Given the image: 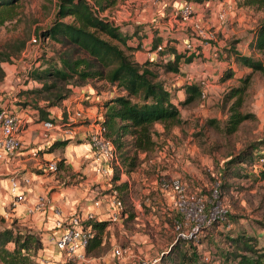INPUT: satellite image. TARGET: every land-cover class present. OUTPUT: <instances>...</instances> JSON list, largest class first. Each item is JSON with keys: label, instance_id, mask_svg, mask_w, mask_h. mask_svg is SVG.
<instances>
[{"label": "rangeland", "instance_id": "obj_1", "mask_svg": "<svg viewBox=\"0 0 264 264\" xmlns=\"http://www.w3.org/2000/svg\"><path fill=\"white\" fill-rule=\"evenodd\" d=\"M56 3L57 0H20L15 7V18L0 25V47L19 39L26 42L25 48L13 57L17 60V68L24 72L19 74V90L28 86L24 81L25 70L30 66L28 61L34 62L42 52V44L34 39L33 33L36 28L50 23ZM207 17L210 16L204 15L203 21L213 38H203L201 43L207 49L210 46L209 54L212 47L217 48L219 58H207L201 53L191 71L182 69L175 73L154 67L158 78L170 89L182 121L168 133H161L160 123L155 125L156 143L149 157H144L134 169L136 175L132 185L119 188L128 215L122 216L118 223L109 220L102 244L88 252L81 264H138L140 261L151 264L154 259L152 264H164L172 245L176 246V251L188 253L195 248L202 264H226L225 252L232 248L227 238L240 231L254 235L257 246L264 251V178L259 177L257 168L246 163L236 165L240 174L232 171L223 175L228 158L247 145L256 142L258 154L264 153V72H250L249 67L231 62L235 74L223 78L228 68L223 57L230 45L264 63V49L251 48L249 44L253 28L264 18V7L235 4L221 21L214 18L211 21ZM45 44L47 48L58 45L50 39ZM40 62L43 63V59L35 64ZM199 64L208 72L198 73ZM248 72L250 76L239 109L254 116L241 121L234 131L227 132L226 121L233 99L227 100L226 94L232 86L241 84L239 78ZM189 76L199 84L207 80L208 92L204 98L197 95L194 100L181 103L185 94L180 87L191 80ZM99 86L104 91L100 93L101 100L118 91L116 86L104 82ZM61 118L66 120V115L62 114ZM116 168L117 165L114 170ZM71 173L65 168L69 179ZM174 178L184 184L188 194L203 200L198 220L184 224L183 234H178L175 228V219L181 220V214L173 205V197L169 191L161 189L163 181ZM5 223L0 218V224ZM195 223L198 227H194ZM116 248L123 250L122 255L115 253Z\"/></svg>", "mask_w": 264, "mask_h": 264}, {"label": "trees", "instance_id": "obj_2", "mask_svg": "<svg viewBox=\"0 0 264 264\" xmlns=\"http://www.w3.org/2000/svg\"><path fill=\"white\" fill-rule=\"evenodd\" d=\"M116 1L57 0L53 19L46 26L36 28L33 33L35 40L42 44V52L35 56L34 62L28 61L30 66L25 70L24 81H35L36 85L20 90V94L32 95L30 101L22 103L29 104L37 110L39 118L45 119L49 118L46 107L58 105L68 98L74 85L103 79L107 84L116 86L118 91L100 101L103 111L99 118L106 126V135L112 140L119 157L120 167L117 166L113 170L111 177L114 181L120 179L121 172L129 173L139 166L143 159L141 153L145 154L144 157H149L156 143L154 134L157 132V123L162 125L161 133H168L174 125L182 121L180 109L170 89L165 81L158 78L154 67L176 73L181 70L182 63L191 62L193 58L201 55L200 52H195V49L185 48L184 51H178L171 39L162 43V38L158 36L153 41L152 48L156 49L161 44L162 49L157 50L158 53L171 52L174 57L166 61H137L133 50L139 45L129 44L120 26L104 14ZM19 3L20 0H0V25L15 18V7ZM236 4L264 7V0H236ZM67 17L71 18L66 19ZM47 39L58 45L55 47L53 44V48H47ZM249 44L251 48L264 49V18L253 28V37ZM25 45V39H19L0 47V81L4 77L1 62H15L13 57L20 53ZM49 52L51 54L46 56ZM219 56L220 53L217 58ZM223 58L228 63L224 79L235 74L231 62L249 67L250 72H264V63L260 58L242 53L235 45L226 49ZM40 59L44 62L35 64ZM250 72L240 77L241 84L232 86L226 94L227 100L233 99L226 121L227 132L234 131L241 121L254 116L253 113L239 109ZM181 87L185 94L181 103H188L200 95V84L196 80H189ZM41 100L45 102L44 106L38 103ZM69 139H54L46 146L38 147L39 153L52 151L55 147L66 144ZM257 147L258 143L254 142L231 155L223 175L226 176L232 171H235L233 173L236 175L240 174L236 167L239 164L246 163L251 167L259 155ZM62 164L63 159H58L56 170L61 168ZM257 171L259 177L264 178V164L259 166ZM68 182L71 183L72 180L69 179ZM127 186V181L115 185L118 189ZM123 212L128 215L125 206ZM90 223L93 233L86 246L87 253L102 244L103 232L109 220L94 219ZM227 239L232 248L225 252L226 264H264V251L257 246L254 235L240 231ZM40 246L38 232L27 226L17 225L16 222L10 226L0 224V264H44L35 258ZM167 259L164 264H202L195 248L192 253H188L176 251L175 245L169 249Z\"/></svg>", "mask_w": 264, "mask_h": 264}, {"label": "crops", "instance_id": "obj_3", "mask_svg": "<svg viewBox=\"0 0 264 264\" xmlns=\"http://www.w3.org/2000/svg\"><path fill=\"white\" fill-rule=\"evenodd\" d=\"M185 1L192 4L195 17L203 20L204 15L207 14L210 16L207 19L213 21L214 18L215 21H219L215 15L218 0H117L104 14L120 26L129 44L139 45L133 50L137 61H166L174 57L173 53H158L152 48L153 41L158 36L162 38V43L171 39L176 50H185V45L191 37L189 19L175 17V12L182 8ZM230 1L233 5L236 4V0ZM207 11L209 14L206 13ZM209 48L210 46L207 49L204 44L197 42L193 49L202 53L204 57L212 58ZM16 62L17 60L1 62L4 77L0 81V107L7 106L14 109L25 119V123L20 132L21 147L13 153H5L0 157V218L8 226L16 222L17 225L27 226L38 232L41 246L36 252V260L41 262L42 258L47 264H58L62 252L49 240L50 236L58 237L63 230V227L56 224V220L76 211H93L99 220L106 219L110 220V223H118L119 221L111 222L109 218L112 207L108 202L104 201L100 206H95L94 200L104 198L109 188L121 181H127L130 187L136 171L121 172L120 179L116 181L96 172L91 146L84 135L94 126L96 115L103 111L100 105V93L104 91L99 86L102 82L107 83L103 79L74 85L72 94L68 98L58 105L46 107L49 117L54 118H61L62 114L66 115V106L80 107L84 109V118L75 124L77 136L71 137L66 144L59 145L52 151H44L38 157H34L30 153L32 148L44 147L54 139L60 138L52 136L44 139L41 128L42 118H39L36 109L22 103L30 101L32 95L20 94L17 88L19 74L23 71L20 72ZM196 62L197 58H193L191 62L182 63L181 70L191 71L197 65ZM197 67L198 73L208 72V70L203 71L200 64ZM33 85H36V82L29 81L25 88ZM38 103L45 105L43 100ZM140 156L144 158L145 154L141 153ZM60 158L63 159L61 168L54 171L47 168L49 161H57ZM117 166L120 167V163ZM65 168L73 173L70 184L65 183L69 179V175L65 174ZM13 174L19 176L20 180L17 192L24 195V199L16 203H13V195L9 189V177ZM24 178H28V182H25ZM101 193L103 194L100 195ZM41 198L45 200V205L38 208L37 203Z\"/></svg>", "mask_w": 264, "mask_h": 264}, {"label": "built area", "instance_id": "obj_4", "mask_svg": "<svg viewBox=\"0 0 264 264\" xmlns=\"http://www.w3.org/2000/svg\"><path fill=\"white\" fill-rule=\"evenodd\" d=\"M216 5H218V8L215 15L217 20L221 21L226 17L233 3L230 0H218ZM175 17L189 19L191 37L186 43L185 48L193 49L196 43L201 42L203 38H213V33L207 30L205 22L201 18L195 17L193 6L189 1H185L182 8L175 12ZM161 49L162 45L159 44L156 51ZM218 53V49L212 47L210 55L213 58H217ZM188 78L192 80L191 76ZM208 86L209 82L207 80L201 81V98L206 97ZM65 111L66 120L54 117L41 120L44 139L52 136L65 139L78 135L75 124L84 118V109L71 105L69 107L66 106ZM100 117L101 113L96 115L94 126L84 137L91 146V156L96 164V172L104 177L111 178L115 165L119 164V157L112 140L106 135V126L99 121ZM24 120L25 119L14 109L7 106L0 107V157L5 153H13L21 147L22 140L20 138V132L24 128ZM30 153L34 157L40 155L38 147L32 148ZM263 164L264 153H260L252 166L258 168ZM47 168L51 171L56 170V161H49L47 163ZM23 180L28 182V178H24ZM9 183V189L13 195V203L22 201L24 195L17 192V187L20 185L19 176L16 174L11 175L9 177ZM161 189L163 191H169L173 197V205L176 211L181 214V220L179 218L175 219V228L179 231L178 234H183L184 224L198 220L199 214L203 209V200L195 194H188L184 184L178 178H174L169 182L163 181ZM104 201L108 202L112 207L109 214V218L112 221H120L122 216H125L123 212L124 204L117 187L111 186L109 188V193L104 195V198H96L94 204L95 206H100ZM44 205L45 200L41 198L37 203V207L39 208ZM56 211L59 212V210ZM94 219L97 218L93 211H76L59 217L56 220V224L63 227V230L58 237L50 236L49 240L62 252L58 264H75L87 258L86 246L93 233L90 221ZM198 225V223H195L194 227H198ZM114 251L118 255H122L123 253L121 248H116ZM205 258L207 259V256H205ZM40 260L41 263L47 264L42 258ZM154 261H156V259H154L153 262ZM138 264L148 263L146 261H140Z\"/></svg>", "mask_w": 264, "mask_h": 264}]
</instances>
